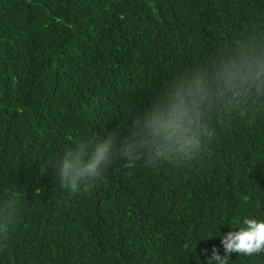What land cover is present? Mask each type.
Returning <instances> with one entry per match:
<instances>
[{
    "label": "trees",
    "instance_id": "trees-1",
    "mask_svg": "<svg viewBox=\"0 0 264 264\" xmlns=\"http://www.w3.org/2000/svg\"><path fill=\"white\" fill-rule=\"evenodd\" d=\"M264 0H0V264H208L264 221ZM200 76L214 93L184 165L117 161L89 191L61 186L65 147L119 130ZM204 250H207L205 252ZM228 264H264V251Z\"/></svg>",
    "mask_w": 264,
    "mask_h": 264
},
{
    "label": "clouds",
    "instance_id": "clouds-1",
    "mask_svg": "<svg viewBox=\"0 0 264 264\" xmlns=\"http://www.w3.org/2000/svg\"><path fill=\"white\" fill-rule=\"evenodd\" d=\"M264 76V65L241 66L235 63L221 77L224 92H234ZM214 93L200 76L177 85L159 103L142 116L132 119L125 135L119 130L106 133L103 138L78 141L65 147L56 161V177L61 186L77 191L82 185L89 191L114 163L126 161L131 165L142 161L144 167L168 162L176 167L192 159L202 147L206 126L202 120L206 106ZM212 137V132H206ZM15 218V200L0 202V237L6 239ZM246 227L230 231L221 238L225 255L221 257L213 247L208 264H228L229 254L249 256L264 251V221L245 219ZM207 252V250H204Z\"/></svg>",
    "mask_w": 264,
    "mask_h": 264
}]
</instances>
